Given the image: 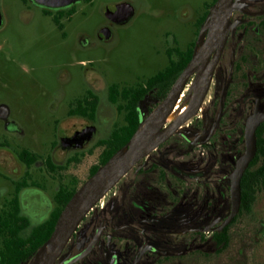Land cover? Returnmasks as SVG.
Wrapping results in <instances>:
<instances>
[{
    "label": "flooded vegetation",
    "instance_id": "1",
    "mask_svg": "<svg viewBox=\"0 0 264 264\" xmlns=\"http://www.w3.org/2000/svg\"><path fill=\"white\" fill-rule=\"evenodd\" d=\"M22 1L49 17L61 32L63 40L69 38L67 27L74 22L78 6L91 3V0H79L67 8L52 10L41 8L32 0ZM217 1L202 0V9L197 15L189 4L185 5L184 9L190 11V16L184 21H192L197 33L196 40L187 49L181 50L174 42L173 46L162 51L157 49L153 61L144 60L140 70L129 69L125 73L114 70L112 75L107 69L97 68L101 65L97 59L98 52L104 53L105 61L111 56L112 49L109 47L117 44L118 30L133 22L137 9L130 2L120 4L125 5V11L130 14L128 16L125 11L118 15L119 5L107 9L106 21L93 36L88 32H78L76 51L88 58L78 62L79 87H75L76 79L68 65H64L57 75L56 87L50 94L38 98L16 95L15 74L6 66L7 62L12 60L15 63L16 59L1 51L0 264L15 261L28 264L38 251L30 255L34 244L46 235L49 222L62 210L64 195L75 188L77 192L95 174L91 175L95 167L101 168L130 142L102 164L112 147L118 144L117 141L122 142L127 134L131 104L137 105L139 127L136 134L142 122L149 119L167 98L191 62L200 32ZM233 2L235 8L226 44L209 90L195 116L205 117L201 121L204 125L215 120L212 127L204 126V131L196 129L189 134L182 127L180 132L140 162L118 184L120 189L118 193H113V201L103 207V221L96 227L91 240L76 242V231L63 251H67L65 257L59 258L56 264H68L91 244L98 232L99 239L92 251L73 264H87L89 260L93 264H117L119 261L136 264L142 250L144 253L138 264H145L146 261L148 264H204L212 259L213 255L209 258V251L211 248L217 250L218 240L223 238L224 232L228 234L229 245L233 241L241 208L232 222L220 230L231 213L229 174L234 170L226 174L220 167L227 165L235 168L237 159L245 152L248 118L257 108L264 112V0ZM25 13L33 15L31 9ZM3 26L2 15L0 29ZM74 55L77 58L76 53ZM214 57L215 54H212L211 63ZM167 70L169 75L160 77ZM176 71H179L177 77ZM196 77L197 74H194L188 79L176 104L180 103L184 91ZM212 90L217 93V102L214 109L204 115L203 107ZM150 100L159 101V105L154 110H145V104ZM49 133L52 135L50 141ZM205 134V141L198 144L209 155L203 169L198 170L200 163L191 160L166 163L162 158L171 152L179 156L188 155L193 145H197L194 139ZM167 146L171 149L165 153ZM91 160L93 165L85 180L80 182L75 176H68L72 168ZM168 173L179 184L194 185L200 189L205 198L217 199V204L221 206L219 211L201 222L189 220L186 216L188 210L182 205L186 195H189L188 203L195 197L186 191L165 193L161 187L168 185ZM137 175L140 179L134 184L133 177ZM178 188L181 191V186ZM134 198L138 201L137 207L130 211L128 200ZM141 200H150L153 204L145 207ZM210 226L213 232H202ZM182 233L184 237L176 241L175 236ZM205 234L211 237L204 239ZM102 237H106V250L100 249ZM115 239L125 243L121 255L109 250ZM72 247L77 251L73 255Z\"/></svg>",
    "mask_w": 264,
    "mask_h": 264
},
{
    "label": "rangeland",
    "instance_id": "2",
    "mask_svg": "<svg viewBox=\"0 0 264 264\" xmlns=\"http://www.w3.org/2000/svg\"><path fill=\"white\" fill-rule=\"evenodd\" d=\"M125 2H130L136 7L135 19L129 26L118 30L119 40L116 45L109 47L112 49L109 53L111 56L106 61L104 53L98 52L100 55L97 59L101 65L97 68L107 69L110 75L115 71L125 73L129 69L140 70L144 60L153 61L157 49L162 51L166 47L173 46L175 42L181 50H185L196 40L197 33L192 21H184L190 16V11L184 7L189 4L197 15L202 9V0H91L89 4L84 3L78 6L74 22L67 27L69 37L67 40L62 39L61 32L49 17L30 7L29 4L26 5L22 0H0L4 19V26L0 29V54L4 50L11 55L12 59L14 57L16 59L15 63L12 60L6 63V66L15 74L16 95L38 98L44 94H50L57 85V75L64 65H68L76 79H74L75 87H79L78 62L87 61L88 58L77 52L78 50L76 51L78 32H88L93 36L98 27L106 21V10ZM29 9L33 15L25 13ZM168 33L171 34L168 35ZM75 53L77 58L74 57ZM193 85L194 81L184 91L180 106L188 102ZM215 102H217V93L212 90L203 107L204 115L214 109ZM158 105L159 101L150 100L145 104V110H154ZM204 119L205 117L202 118V116L192 118L183 126L188 131L186 134L196 129L202 132L204 126L212 127L215 120H210L209 125H204L201 123ZM261 133L264 138V129ZM206 136L207 134L199 135L194 139L197 145H193L188 155L179 156L173 152L168 153L171 147L167 146L164 152L168 154L163 155L162 158L166 163L191 160L200 163L198 170L203 169L208 163L209 155L198 144L204 142ZM51 139L52 135L49 133L48 141ZM91 165H93L92 160L78 165L69 171L68 176H75L82 182L87 178ZM220 168L228 174L234 166L223 165ZM167 182L168 185L161 187L165 193L186 191L195 197L188 203L186 201L189 195H186L182 205L188 210L186 216L191 221L201 222L221 208L217 204V199L205 198L200 193V189L195 188L194 185L179 184L171 173L167 175ZM179 186L182 188L181 191ZM119 189L118 185V188L107 195L82 222L76 232L78 237L76 242L84 239L91 240L96 227L103 221L101 219L103 207L113 201V193H118ZM233 234L234 239L223 254L215 255V249L208 247L211 248L209 252L213 256L204 264H264V191L257 194L251 211L239 216ZM175 237L176 241H179L184 234H178ZM210 237V234H205L204 239ZM106 247V237H102L100 249L106 250ZM109 250L121 255L125 250V243L118 239L112 240ZM66 252H63L59 258L65 257ZM72 252L73 255L77 251L72 247ZM87 262V264H93L90 260ZM117 264L123 263L119 261ZM145 264H148V261Z\"/></svg>",
    "mask_w": 264,
    "mask_h": 264
},
{
    "label": "water",
    "instance_id": "3",
    "mask_svg": "<svg viewBox=\"0 0 264 264\" xmlns=\"http://www.w3.org/2000/svg\"><path fill=\"white\" fill-rule=\"evenodd\" d=\"M32 1L44 9L59 10L76 4L79 0ZM234 8L233 0L217 1L200 32L197 47L191 62L179 76L167 98L149 119L142 122L141 127L130 142L117 152L105 165L99 168L72 196L60 214L51 236L38 249L28 264H56L74 233L96 205L123 178L136 168L140 162L146 160L157 148L180 132L182 127L198 114L205 95L209 90L219 57L225 47L229 33L230 18ZM124 11L125 5L117 6L118 15H121ZM128 15H130L129 12L126 13V16ZM1 24L2 15L0 12V26ZM203 32H205L206 37L204 44L200 46V39ZM212 54H215V57L211 63ZM194 74H197L201 83L199 95L186 115L174 123L167 124L168 118L175 108L179 94L188 79ZM262 123H264V112L259 111L257 108L246 123L245 152L237 159L234 170L229 174L231 181V213L219 228L220 230L230 224L240 211L242 203L241 182L250 163L256 156L257 129ZM202 232L210 233L213 232V229H211V226L206 227L202 229ZM98 239L99 232L91 244L81 254L72 258L68 264H73L86 257L92 251ZM143 253L144 251L142 250L141 255L136 260V264H138Z\"/></svg>",
    "mask_w": 264,
    "mask_h": 264
},
{
    "label": "trees",
    "instance_id": "4",
    "mask_svg": "<svg viewBox=\"0 0 264 264\" xmlns=\"http://www.w3.org/2000/svg\"><path fill=\"white\" fill-rule=\"evenodd\" d=\"M168 71L169 70L161 73L160 77H167L169 75ZM178 74H179V71H176L175 77H177ZM172 82H173V79L169 85H171ZM136 106H137L136 103H133V104H131V106L129 108L130 111H129V116H128V126L126 128L127 134H126L124 140L122 142L117 141L118 144H116L114 147H112L110 153L106 156V158H104L102 164L106 163L114 153H116L125 144H127L130 141V139L132 138V136L135 134V132L137 131V129L139 127V120H138V116H137ZM263 128H264V124L257 131V153H256V156L253 159V161L250 163L249 168L247 169V171L245 172V174L242 178V182H241V189H242V192H241V195H242L241 215L243 213H249L251 211V208L256 201L257 194L260 191H264V138H263L262 133H261ZM116 137H117V139H119L118 136H116ZM98 168H99L98 166L95 167L94 170L92 171L91 175L96 173ZM149 172H151V170H149ZM137 176L133 177V181H135L134 184H136V181L140 179L139 178L140 175H137ZM133 189H136V188H133ZM76 190H77V188H75L73 191L69 192L68 194L64 195L62 210L65 208L67 203L70 201V199L72 198V196L74 195ZM136 201H137L136 198L128 200V202H130V205H129L130 211L136 209V207H137ZM139 202H140V200H139ZM141 202L145 207L147 205L153 204V201H150V200H141ZM161 208H162V206H161ZM62 210H60L53 217V219L49 222L46 235L39 238V240L34 244L30 255H33L34 252H36L49 239L52 232L54 231L56 222H57ZM228 246H229V237H228L227 232H224L223 238L218 240V244H217L218 248L214 252V254L215 255L223 254L227 250ZM211 255L212 254H209V258L211 257ZM12 264H19V262L15 261ZM160 264H163V263L160 262ZM193 264H203V263L196 262Z\"/></svg>",
    "mask_w": 264,
    "mask_h": 264
},
{
    "label": "bare ground",
    "instance_id": "5",
    "mask_svg": "<svg viewBox=\"0 0 264 264\" xmlns=\"http://www.w3.org/2000/svg\"><path fill=\"white\" fill-rule=\"evenodd\" d=\"M205 37H206L205 32H203L201 39H200V44H199L200 46H202L204 44ZM200 91H201V83H200L199 78L196 77L194 80L193 91L188 98V102L184 106H180L179 103L176 104L173 112L171 113V115L168 118L167 124L174 123L175 121H177L178 119H180L181 117L186 115V113L189 111L191 105L195 102ZM141 130H142V128H141Z\"/></svg>",
    "mask_w": 264,
    "mask_h": 264
}]
</instances>
